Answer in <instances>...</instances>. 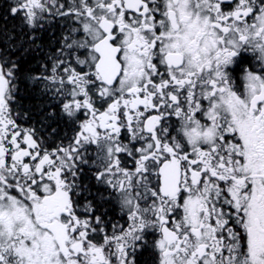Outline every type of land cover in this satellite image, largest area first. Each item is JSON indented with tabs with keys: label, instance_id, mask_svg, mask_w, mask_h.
<instances>
[{
	"label": "snow or ice",
	"instance_id": "snow-or-ice-1",
	"mask_svg": "<svg viewBox=\"0 0 264 264\" xmlns=\"http://www.w3.org/2000/svg\"><path fill=\"white\" fill-rule=\"evenodd\" d=\"M0 264H264V0H0Z\"/></svg>",
	"mask_w": 264,
	"mask_h": 264
},
{
	"label": "flooded vegetation",
	"instance_id": "flooded-vegetation-1",
	"mask_svg": "<svg viewBox=\"0 0 264 264\" xmlns=\"http://www.w3.org/2000/svg\"><path fill=\"white\" fill-rule=\"evenodd\" d=\"M235 75L237 76V78L239 77V71H237L236 73H235Z\"/></svg>",
	"mask_w": 264,
	"mask_h": 264
}]
</instances>
